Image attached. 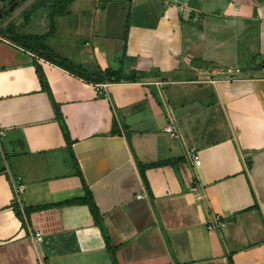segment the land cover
<instances>
[{"label": "crops", "instance_id": "obj_1", "mask_svg": "<svg viewBox=\"0 0 264 264\" xmlns=\"http://www.w3.org/2000/svg\"><path fill=\"white\" fill-rule=\"evenodd\" d=\"M57 3L0 33V264H114L87 187L119 264H264V0Z\"/></svg>", "mask_w": 264, "mask_h": 264}, {"label": "rangeland", "instance_id": "obj_2", "mask_svg": "<svg viewBox=\"0 0 264 264\" xmlns=\"http://www.w3.org/2000/svg\"><path fill=\"white\" fill-rule=\"evenodd\" d=\"M58 0H23L19 7L15 8L9 16L0 17L1 33L7 32L11 38H24L23 32L30 25L29 17L27 13H31L34 10L37 11V19L34 21L35 24L41 25L42 27H48L50 25L51 17L48 16L53 7H57ZM35 11V12H36ZM9 21H12L9 23ZM16 23H15V22ZM36 30V27H34ZM32 29L33 31H35ZM4 35V34H3ZM5 36V35H4Z\"/></svg>", "mask_w": 264, "mask_h": 264}, {"label": "trees", "instance_id": "obj_3", "mask_svg": "<svg viewBox=\"0 0 264 264\" xmlns=\"http://www.w3.org/2000/svg\"><path fill=\"white\" fill-rule=\"evenodd\" d=\"M1 31L2 30H1V27H0V33H1ZM30 37H32V36H30ZM30 37L25 36L24 38H22V37L18 36V38H16V39L12 38V39L17 41V42H19V43H21V44H23V46L28 47L29 49L33 48L34 50L40 52L42 50V48H44L43 44H42V40H41L42 38L36 37L37 38L36 39L37 42H35L36 45L35 46H30V45L26 44L27 42H29V40H31V39L33 40V38H30ZM57 64H59L61 66H66L67 61L66 60H62V61L60 60V61H57ZM71 69H73V71H74L75 67H73ZM95 75H97L98 78H97V80H94V83H98V82H110V83H113V82L119 81L121 79L120 73L116 72V71H113V70L99 71ZM62 126H63V129L65 130V126H64L63 121H62ZM79 202L89 205V207L91 209V212H92V214L94 216L95 223L103 230V232L105 234L106 243H107V249H108L109 253L112 256L113 263L114 264H119V262L117 260V257H116V253H115L116 252V247L113 244H111L110 241H109V236H108L107 231L105 230V227H104L102 213H101L98 205L95 202V199H94L92 191L88 187H87V190H86L85 197L83 199L79 200Z\"/></svg>", "mask_w": 264, "mask_h": 264}, {"label": "built area", "instance_id": "obj_4", "mask_svg": "<svg viewBox=\"0 0 264 264\" xmlns=\"http://www.w3.org/2000/svg\"><path fill=\"white\" fill-rule=\"evenodd\" d=\"M110 82H98V83H94V86L96 88V92L101 94V95H104L106 97H108V93L106 91V87L108 86ZM166 131L172 136V137H175L177 135V132L175 130V128L172 126V125H169L168 127H166ZM4 133L3 131V126L0 125V135H2ZM199 151L197 150V148L193 147L190 149L189 151V157L192 161H194L196 163V161H198L199 159ZM23 190V185H20L19 187V191L22 192ZM192 191L194 192L195 194V197L197 199H202L203 198V195L201 193V191L199 190V187L198 186H194L192 187ZM35 237L37 238L38 241H41L42 239V235L41 233L37 232L35 234Z\"/></svg>", "mask_w": 264, "mask_h": 264}, {"label": "water", "instance_id": "obj_5", "mask_svg": "<svg viewBox=\"0 0 264 264\" xmlns=\"http://www.w3.org/2000/svg\"><path fill=\"white\" fill-rule=\"evenodd\" d=\"M0 2H7L9 7L3 11V7L0 6V17L11 13L15 7L19 4V0H0Z\"/></svg>", "mask_w": 264, "mask_h": 264}, {"label": "flooded vegetation", "instance_id": "obj_6", "mask_svg": "<svg viewBox=\"0 0 264 264\" xmlns=\"http://www.w3.org/2000/svg\"><path fill=\"white\" fill-rule=\"evenodd\" d=\"M20 1V0H19ZM0 6L3 7V11L9 7L7 2H0ZM6 16V15H5ZM3 17V16H2ZM1 17V18H2Z\"/></svg>", "mask_w": 264, "mask_h": 264}]
</instances>
